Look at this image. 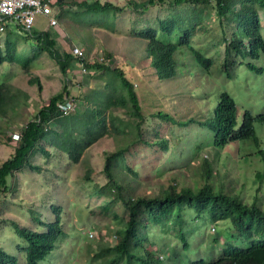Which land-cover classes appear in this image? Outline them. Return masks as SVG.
<instances>
[{"label": "rangeland", "instance_id": "1", "mask_svg": "<svg viewBox=\"0 0 264 264\" xmlns=\"http://www.w3.org/2000/svg\"><path fill=\"white\" fill-rule=\"evenodd\" d=\"M99 1L110 2L121 8L104 28L88 19L80 22L71 15L62 17L60 10L56 9L55 12L60 14L56 27L51 28L49 19L39 16L34 30L50 31L61 53H70L78 47L82 51L80 56L88 63L99 62L124 70L134 83L143 113L149 119L141 127L142 134L153 142L156 139L155 130L159 138L169 140L168 153L153 144L134 145L123 160L125 165L115 166V172L121 177L124 186L129 183L130 194L135 197H160L171 186H176L178 190L183 187H201L208 183L206 171L207 167H211V184L216 187L222 185L227 193L239 196L248 205L258 197L264 207V179L258 180V174L264 173V156L253 150L249 143H231L218 150L212 147L207 128L197 124L187 128L177 127L172 122H161L154 116L158 112H165L177 121L191 117L205 119L221 88L235 99L239 121L246 110L254 116L262 113L264 56L255 63L259 67L258 71H250L245 65L229 66L234 78L228 77L229 71L225 69L223 61L226 59L227 40L235 31V22L219 15L214 1L177 7L165 2L147 11H141L134 5L146 0ZM62 11L77 13L82 9L70 4L63 7ZM258 12L264 30V11ZM165 20L176 21L177 28L173 32L176 35L165 37L160 29L161 22ZM148 28L159 30L161 38L167 41L179 40L188 30L193 46L213 60L215 67L212 75L203 77L201 68L193 61L191 51L185 49L186 54L178 55L180 66L177 76L167 81L160 79L145 57V40L136 38L138 31ZM21 34L19 30L11 36L8 29L0 32V55L6 56L5 41L9 38L15 43L20 56L33 57L36 44ZM73 67L68 75L71 92L68 101L71 107L65 113L76 116L77 119L72 122L77 123L89 109L98 110L97 97L100 91L107 94L108 86H119V82L109 71L84 73L80 62H76ZM65 81L62 65L46 52H39L26 68L17 63L0 62V83L10 82L19 99L14 109L0 119V164L13 155L20 130L35 118L39 109L53 95L62 91ZM105 115L109 125L108 134L85 150L77 164L71 162L61 147L52 144V138L49 142L42 141L40 145L47 154L37 153L30 159V163L38 169L25 167L17 172L12 179V185L17 190L0 198V247L16 255L21 264H25V254L21 249L26 246V242L17 236L12 223L41 232L45 228L34 220V215L46 224L54 222L59 216L60 227L64 232L56 243V249L41 264H111L114 255L106 249L116 244V232L124 226L129 214L121 203L112 205L106 211L104 206L109 204L112 197L99 191L107 183L104 173L107 154L133 141L135 129L128 126V107L108 110ZM113 116L118 118L116 122L121 127V133L110 125ZM61 126L57 123L50 128L62 132L64 129ZM255 128L261 149L264 150V124L256 122ZM127 166L138 170V175L127 177ZM53 208H57V212ZM115 214L121 218H116ZM183 214L184 241L180 230L172 222L161 225L151 223L147 226L150 228L147 229L148 240L143 241L145 247L155 252L164 243L172 247L165 254L159 248L163 264H173V260L177 264L189 263L202 257L216 259L228 244L246 245L231 222H214L207 218V214H199L193 209ZM218 232L219 245H213V237ZM186 240L188 249H184ZM113 264H126V258H119Z\"/></svg>", "mask_w": 264, "mask_h": 264}, {"label": "trees", "instance_id": "2", "mask_svg": "<svg viewBox=\"0 0 264 264\" xmlns=\"http://www.w3.org/2000/svg\"><path fill=\"white\" fill-rule=\"evenodd\" d=\"M216 3V8L221 17L230 18L235 22V31L227 40L226 59L223 61L225 69L229 71L228 77L234 78L230 73L229 66L238 67L245 65L250 71H258V63L264 56V33L260 20L259 10L264 11V0H146L143 3H135V7L141 11H147L150 7L168 3L169 6L177 7L184 4H209ZM73 4L82 9L81 12L72 13L62 11L66 5ZM58 7V8H57ZM56 9L60 10L62 17L71 15L80 22L90 20L96 22L99 27L104 28L110 18L114 17L116 11L121 10L110 2L102 3L99 0H60ZM57 14V18L60 17ZM64 15V16H63ZM96 19V20H94ZM177 28L175 20H165L161 22L160 29L165 37L176 35ZM9 36L16 35L21 31V35L28 38L36 46L33 48V57H22L17 53L14 42L9 38L5 41L6 56L0 55L1 63H17L25 68L32 62L39 52H46L59 65H62V73L66 76L65 86L62 91L53 95L49 102L39 109L35 118L30 120L19 132L16 141L15 151L10 158L0 164V198L13 192L17 188L13 187L12 179L25 167L38 169L30 163L32 156L37 153L47 154L44 147L40 145L42 141L52 138V144L62 148L73 164H77L88 148L99 139L108 134L109 125L106 111L114 108H129L130 123L135 129L134 140L120 147L116 152L107 154L104 165V173L107 178L105 187L99 192L112 199L104 206L106 211L112 205L121 203L128 212V220L124 226L116 232V244L106 249L111 252L114 258L110 260L113 264L119 258H126V264H163L160 259V251L167 252L170 245L164 243L157 247V251H152L150 247H145L144 242L148 240L147 226L151 223L155 225L173 223V226L180 230L181 238L184 241L183 222L184 212L193 209L195 212L207 214V218L214 222H231L238 230L240 237L246 245L224 246L216 259L201 258L191 260L189 263L181 264H264V207L260 204L258 197L251 205L244 202L239 196L227 193L225 188L216 187L210 183L212 177L211 167H207L206 178L208 183L203 186L183 187L180 190L176 186H171L165 190L160 197L132 196L130 185L124 186L121 177L115 172V166H124L123 160L131 153L134 145L151 144L161 147L164 153L170 150V143L167 138H159L154 130L156 139L151 142L148 136L142 134V125L149 120L143 113L139 96L134 83L128 78L126 72L120 68H112L104 63L90 64L82 56H77L72 52L61 53L56 47L57 41L52 37L50 31L24 32L15 26H7ZM189 31L186 30L179 40H166L161 38L159 30L148 28L136 33V38L144 39L145 57L151 62L160 79L169 80L175 78L179 72L178 55L186 54L185 49H189L195 65L201 68L202 76L212 75L214 62L203 52L197 50L190 42ZM233 51V52H232ZM234 53V54H232ZM76 62L84 65L90 74L92 72L109 71L119 82V86H108V93L99 92L98 112L89 109L85 115H81L79 121L76 116L66 115L62 109L63 105L69 103L71 95L68 87V75ZM71 72V71H70ZM35 83L34 80H32ZM111 85V84H110ZM10 82L0 83V119L6 117L9 111L19 101L18 96L13 91ZM222 89V88H221ZM219 89L216 98L212 103L213 108H209L208 116L205 119L196 120L194 117L177 121L170 114L158 112L154 116L161 122H172L177 127L187 128L191 124L199 125L210 131V137L214 148L223 149L231 143H249L253 150L264 156L261 149V141L256 133L255 123L264 124V110L254 116L249 110L243 114L242 120L238 119V107L235 99L226 91ZM132 118V120H131ZM117 117L110 119V125L118 133L121 127L117 124ZM60 123L62 132L51 129V125ZM0 123V133H1ZM126 132V130H124ZM127 177L137 176L138 170L127 166ZM264 179V173L258 174V180ZM127 192V194H125ZM57 212V208H53ZM115 217L120 219L118 214ZM202 218V217H200ZM198 218V219H200ZM34 220L45 228L43 231L31 230L21 227L13 222L12 228L17 236L26 242V246L21 249L25 254V264H41L56 249V243L64 235L60 227V218L52 223L46 224L34 215ZM142 230H145L141 233ZM218 232L213 237V245H219ZM237 237V236H236ZM247 238V240L245 239ZM187 238V237H186ZM184 249H188V242H184ZM20 249V247H18ZM165 259H168L165 256ZM0 264H21L16 255L3 250L0 247ZM173 264H177L173 260Z\"/></svg>", "mask_w": 264, "mask_h": 264}, {"label": "built area", "instance_id": "3", "mask_svg": "<svg viewBox=\"0 0 264 264\" xmlns=\"http://www.w3.org/2000/svg\"><path fill=\"white\" fill-rule=\"evenodd\" d=\"M60 0H0V32L6 30L7 26H15L24 32L31 33L34 30L36 20L39 16L49 19V26L54 28L58 24L57 3ZM58 8V7H57ZM73 53L76 56L82 55V51L75 47ZM84 73L87 72L81 63ZM71 103L62 106L67 112Z\"/></svg>", "mask_w": 264, "mask_h": 264}]
</instances>
